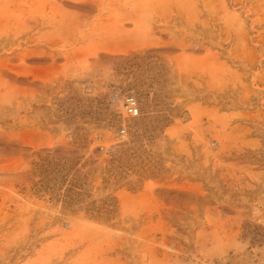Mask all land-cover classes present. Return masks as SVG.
<instances>
[{
	"label": "rangeland",
	"instance_id": "rangeland-1",
	"mask_svg": "<svg viewBox=\"0 0 264 264\" xmlns=\"http://www.w3.org/2000/svg\"><path fill=\"white\" fill-rule=\"evenodd\" d=\"M0 264H264V0H0Z\"/></svg>",
	"mask_w": 264,
	"mask_h": 264
},
{
	"label": "built area",
	"instance_id": "built-area-1",
	"mask_svg": "<svg viewBox=\"0 0 264 264\" xmlns=\"http://www.w3.org/2000/svg\"><path fill=\"white\" fill-rule=\"evenodd\" d=\"M123 112L128 118H136L140 115V106L136 96L132 93H127L123 96ZM119 135L125 136L127 133L125 123H122L119 129Z\"/></svg>",
	"mask_w": 264,
	"mask_h": 264
},
{
	"label": "trees",
	"instance_id": "trees-1",
	"mask_svg": "<svg viewBox=\"0 0 264 264\" xmlns=\"http://www.w3.org/2000/svg\"><path fill=\"white\" fill-rule=\"evenodd\" d=\"M108 206H109L108 213H112L114 211L115 206H116L115 203L110 204Z\"/></svg>",
	"mask_w": 264,
	"mask_h": 264
}]
</instances>
